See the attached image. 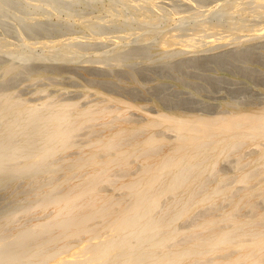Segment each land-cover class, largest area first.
Returning <instances> with one entry per match:
<instances>
[{
  "label": "rangeland",
  "instance_id": "1",
  "mask_svg": "<svg viewBox=\"0 0 264 264\" xmlns=\"http://www.w3.org/2000/svg\"><path fill=\"white\" fill-rule=\"evenodd\" d=\"M5 97L16 102L15 105L19 103L28 108L39 104L40 113L57 111L70 103L69 111L73 113L99 105L106 106L104 110L108 114L82 125L68 139V148L46 157L37 172L23 170L24 173L10 174L8 169L15 167L7 165L5 174L0 175V244L3 238L9 240L18 230L27 231L37 222H51L53 208L41 211L36 204L67 194L86 175L98 172L91 159H86V151L106 132L127 124L141 126L160 114L217 119L263 112L264 0H0V103ZM124 105L130 108L123 109ZM10 109L6 111L8 115ZM8 115L5 119V115L0 116L3 119L0 121L1 154H8L12 151L9 148L19 145L32 148L42 145L38 136L26 143L23 132L19 133L18 126L24 122L21 118L26 116L15 119ZM12 120L18 121L14 124ZM249 126L244 124L243 131ZM138 132V137L147 134L143 129ZM9 134L16 136L13 141H20L14 143L10 139L9 147L6 143L9 139L5 137ZM152 135L162 140L154 149L157 154L169 152L177 142L171 127H159ZM252 135L225 150L220 158L207 160L200 182L190 196L181 190L169 193L153 213H157L155 217L164 215L168 212L166 208H173L175 204L176 208L185 209L184 216L165 230H176L169 249L200 238L204 240L205 234L210 236L225 229L235 233L230 247L210 246V253L196 257L200 262L189 258L184 264H255L253 257H239L242 244L250 242L255 235H264V136ZM130 136L122 142L125 148L134 141L135 135ZM137 151L136 155L134 151L129 152L128 168H113L108 173L109 181L98 186L102 188L99 193L109 196L114 204L129 203V188L119 186L142 170V162L137 157L141 152ZM102 153L105 152L96 155L97 160H115L118 155L114 150L107 151L105 156ZM15 158L19 159L15 156L10 160ZM79 162L84 168L74 169ZM11 163L14 165V161ZM204 197L209 201L202 202ZM102 222L98 218L89 225L97 228ZM251 222V235L238 238L242 224ZM57 232L56 236L62 235ZM45 237L46 234L39 240ZM60 238L55 241L59 240L57 244L54 242L57 247L63 241ZM72 238L63 241L70 247V250L64 247L68 251L79 241L77 237ZM175 240L176 244H170ZM51 247L54 248L53 244L49 250ZM260 258L259 264H264V255Z\"/></svg>",
  "mask_w": 264,
  "mask_h": 264
},
{
  "label": "bare ground",
  "instance_id": "2",
  "mask_svg": "<svg viewBox=\"0 0 264 264\" xmlns=\"http://www.w3.org/2000/svg\"><path fill=\"white\" fill-rule=\"evenodd\" d=\"M2 97L4 98V96ZM5 99L3 102H1L2 104L0 103V116L3 117V115H5V117L3 118L5 119L9 114H7L6 111L14 107V109L12 108V110H14L13 112L11 111V109L9 110V112H12V115L10 112L11 116H14L15 119L17 117H21L22 115L26 116V119L21 118L24 122L19 126L17 125L19 133L23 132L26 143H28V141H32V139L28 140L29 138L38 136L41 140L39 141L42 143V147L40 146L32 148V142V144H29L32 147L19 145L16 148H9L10 139L17 136L16 133H14L16 131L11 132L16 135H13L14 137H12V135L10 134L8 135V137L4 135L7 138H5L6 140L9 139L6 142L8 143L9 147L6 143V146H4L5 144L2 143V146L3 148L6 147V149H12V151L8 154L5 152V154L3 152L1 154L0 151V175L2 172L4 173L5 170L8 169L7 165L9 164L11 167H15V170L13 168L8 169L10 170L8 173L10 174H12V172H15L16 174V172L19 171L20 173H22L23 170H26L24 171L25 173L31 170H39V164L42 163V161L46 157L55 155L56 153L62 152L63 150L68 148V139H70V136L74 134L76 130L79 132L78 129L82 125L93 120L96 116H107L108 114L104 110L106 106L103 108L99 105H89L90 107L75 111L73 113L69 111L70 106L68 105L70 103L68 102V105H66V103L65 105H63L62 103L63 106H59L60 108L57 111L49 110L45 113H40V109L38 108L39 104L37 105V107L34 105L35 108H28L21 106L22 104L18 105L19 103L15 105L16 102ZM110 101L115 100L110 99ZM45 106L46 103L44 107ZM55 108H58V106ZM126 108H130V106L124 105L123 109ZM3 119H0V121ZM10 119L4 121L7 122ZM18 120L20 121V119ZM16 121L12 120L14 124ZM246 123H248L250 126L246 128L247 130L244 132L242 128ZM5 124L8 123H4V125ZM159 127H171L176 133L177 137V142L175 141L176 143L174 142L175 144L172 145L170 149H168L169 152L165 154L164 151L163 154H157L159 152L154 151V149H156L155 147L162 141L155 139L153 137L154 135H152V133ZM263 127L264 111L255 112L253 114H235L230 117L217 119H205L199 117L183 118V116L177 117L172 115L160 114L157 117L149 119L141 126L127 124V126H121L117 129L106 132V134L100 141L98 140L97 143L93 142V144H96L92 148L88 147L89 149L86 151V159H91L93 167H98V172H92L86 175L83 180L75 183V185L71 187L70 191L67 194L55 197L52 196L53 198H51L50 201L36 204L37 208L41 211L48 210L49 207L53 208V214L50 220L51 222L47 220L45 222H37L32 225L29 230H27L28 232L18 230L14 236H11L12 238L9 237V240L7 238H3L2 240L4 242L0 244V264H182L189 258L201 257L210 253V246L213 248H218L221 246L230 247L233 244L232 242L235 233L233 234L231 230L225 229L218 233L214 232V234L210 236L205 234L206 238L204 240H201L200 238L198 241L195 240L196 242H190L184 246L181 245L177 246L175 249H169L168 244L176 237V230L174 229L175 232H166L165 230L170 229L169 227H171L176 220L184 216L185 209L178 207L176 208L175 206L177 204H175L173 208H166L168 212H163L165 213L164 215H158V217H155L154 215L157 213H153L158 208L160 200L169 193L172 194L181 190L183 192L185 191L186 194L189 193L190 196V193L192 192L194 187L198 184V182H200L199 180L206 168L205 163L208 162L207 160L212 161L215 158L217 159L218 156V158H220L221 153H223L225 150L229 149L235 144L237 145V143L241 142L242 140H246L254 133L264 136ZM140 129H143L145 132H147V134L143 135L144 137L137 136L141 132H138V130ZM137 132L138 134H136ZM130 135H135L134 141L130 147L125 148L122 145V142L126 137ZM16 140L14 141L16 142ZM1 141L4 142L3 140ZM36 143H38V141ZM128 143H125V145H128ZM89 146H92V144H90ZM9 149H7V151H10ZM111 150L116 151V153L118 154L117 157H115V160H112L111 158H106L104 161L97 160L96 155L98 153L105 152L106 154L102 153V155L104 154L105 156L108 155L107 151ZM137 150L141 152L140 156L137 155V157L142 162V170H139L140 173L138 172L139 174L137 173L136 176H130L131 178L127 179V181L125 180L126 182L122 181V185L120 183L119 186H124V188L127 187L126 189L129 188V203L125 205H120L121 203L114 204L112 201L111 203V199L108 198L109 196L107 197L99 193L100 188H98V186L108 180V173L112 171L113 168L118 166L128 168V154L129 152L134 151V154L136 155L135 152ZM113 154L115 153L113 152ZM102 155L98 156L104 157ZM15 156H18L19 159H13V165L11 163L13 161H11L10 159ZM116 158L118 160H116ZM8 160H10L11 162H8L6 164L5 161L7 162ZM91 161L88 162L90 163ZM85 164H87V162H85ZM83 168L84 165L82 162L76 163L74 165V169L82 170ZM33 173H35V171ZM81 174L84 175L83 173ZM250 174L254 175L255 173L252 174L250 172ZM122 175L124 176L123 173ZM121 188L123 189V187ZM196 189L198 190V187ZM216 189L217 187L215 188V190ZM219 193L221 192H218V194ZM177 195L178 194L176 193V197ZM231 196L232 194L230 195V197ZM191 197H194V195ZM178 200H180V198ZM186 201H188L187 198L185 202ZM201 201L208 202L209 199L204 197V199H202ZM186 203L184 204V206H186ZM36 206H34V208ZM199 216L201 217V215ZM231 216L233 217V215ZM98 218L100 220H103V222L101 223L102 225L98 224L101 226H98L97 228L95 226L91 227L89 225L90 222ZM262 218H264V216ZM257 219H259V217ZM209 222L211 223V221ZM252 223L253 222L246 225L242 224L243 228H241V231L237 228V230H239L237 237L245 238L246 236H250L253 228ZM57 231H60L62 235L59 234L58 236H56V233H58ZM162 231L164 232L161 233ZM44 233L46 234L44 240H39V237L45 235ZM72 237L79 238V241L76 243V245H73L74 248L71 251H68V249L66 250V248H68L69 246L67 247V245H65V242L63 241ZM58 238H60V241L61 239H63V241L60 243L61 246L59 245L57 247L54 245V242ZM6 240L8 242H6ZM175 242L176 240L170 244L173 245V243ZM57 243L55 242V244ZM52 244L54 248L51 247L52 249L50 248L49 250L48 247ZM65 246L66 248H64ZM242 246L243 252L241 254L239 252L240 256L238 254L237 256L245 258L253 257L255 258L253 259L255 260V264H259L261 259L260 257L264 255V235H255V237L253 236V239L250 242H246L242 244ZM3 248L5 250H2ZM240 248L241 247H239V249ZM197 259L198 258H196V260ZM229 259L230 258H228V260ZM232 259L234 258L232 257ZM193 261H195V259ZM198 261L199 260H197L196 262ZM215 262H218V259L217 261L215 260L214 263Z\"/></svg>",
  "mask_w": 264,
  "mask_h": 264
}]
</instances>
